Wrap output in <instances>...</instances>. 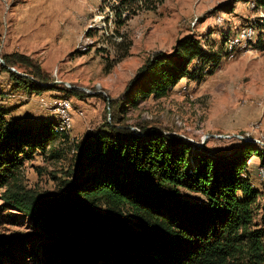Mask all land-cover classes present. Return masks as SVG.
I'll use <instances>...</instances> for the list:
<instances>
[{
	"label": "rangeland",
	"instance_id": "rangeland-1",
	"mask_svg": "<svg viewBox=\"0 0 264 264\" xmlns=\"http://www.w3.org/2000/svg\"><path fill=\"white\" fill-rule=\"evenodd\" d=\"M115 2L0 0V58L23 53L48 76L46 85H54L38 95L17 92L8 74L0 70L2 126L11 121L37 128L53 120L58 132L44 151L23 160L17 175L24 189L60 194L71 179L76 145L105 122L126 125L138 134L141 126L157 127L195 146L207 136L199 147L218 156L243 143L264 151V49L259 47L264 42V0H162L155 9H142L119 27L111 11ZM245 27L254 31L248 41L236 35ZM187 35L199 39L209 60L208 71L200 79L183 77L162 97L142 98V87L136 91L133 83L138 69L158 53H172L176 40ZM17 68L26 71L21 65ZM37 99L44 101L42 106ZM65 100L68 122L61 119ZM248 170L252 186L259 191L252 228L260 229L264 228V167L257 156L248 161ZM2 191L0 264H44L54 238L42 224L6 203ZM180 194L191 203L205 201L183 188ZM128 218L135 226L133 216ZM20 241L24 253L19 252Z\"/></svg>",
	"mask_w": 264,
	"mask_h": 264
},
{
	"label": "trees",
	"instance_id": "trees-1",
	"mask_svg": "<svg viewBox=\"0 0 264 264\" xmlns=\"http://www.w3.org/2000/svg\"><path fill=\"white\" fill-rule=\"evenodd\" d=\"M160 2L116 0L114 23L119 27ZM259 47L264 49V42ZM1 58L0 70L15 89L35 95L54 89L33 58L19 52ZM208 62L199 39L184 36L172 53H158L138 69L135 90L142 87V98L162 97L185 76L202 78ZM19 65L30 77L8 68L19 70ZM3 116L1 195L54 238L44 264H264V228H252L259 191L248 174L253 156L264 167V151L252 143L218 156L157 127L141 126L138 134L105 122L76 145L71 179L60 194L50 196L25 190L17 174L23 160L44 151L58 133L55 121L37 128L11 121L2 126ZM182 188L205 201L183 199ZM18 247L24 253L21 241Z\"/></svg>",
	"mask_w": 264,
	"mask_h": 264
},
{
	"label": "bare ground",
	"instance_id": "bare-ground-1",
	"mask_svg": "<svg viewBox=\"0 0 264 264\" xmlns=\"http://www.w3.org/2000/svg\"><path fill=\"white\" fill-rule=\"evenodd\" d=\"M249 27V26H248ZM253 34H254V31L251 29V28H246L245 27V29L243 28V29H241V31L239 32V34H238V36H239V40H243V41H248V40H250V38L253 36ZM232 42V41H231ZM230 47V46H229ZM230 49H231V47H230ZM90 92V91H89ZM61 106H62V108H61V110H63L62 111V117H61V119L62 120H67V122H68V117H67V114L65 113V111L69 108L68 106H69V104H68V102L65 100V101H63V103L61 104ZM68 111V110H67ZM262 173V175H263V171L261 172Z\"/></svg>",
	"mask_w": 264,
	"mask_h": 264
},
{
	"label": "water",
	"instance_id": "water-1",
	"mask_svg": "<svg viewBox=\"0 0 264 264\" xmlns=\"http://www.w3.org/2000/svg\"><path fill=\"white\" fill-rule=\"evenodd\" d=\"M0 63L4 64V62H3V60L1 58H0ZM8 68H9V70L13 71L14 73H16L19 76L29 77L27 74H24V73L16 70L14 67H8ZM89 93H91V92H89ZM206 138H207V136L203 137L202 143L201 144H197V146H201L202 144H204V141H205ZM240 138H242L243 140H246V141L247 140H249V141L252 140V139H244L243 137H240ZM184 140H186V139L184 138ZM186 141H188V140H186Z\"/></svg>",
	"mask_w": 264,
	"mask_h": 264
},
{
	"label": "built area",
	"instance_id": "built-area-1",
	"mask_svg": "<svg viewBox=\"0 0 264 264\" xmlns=\"http://www.w3.org/2000/svg\"><path fill=\"white\" fill-rule=\"evenodd\" d=\"M67 86H69L68 84H67ZM44 101H42V102H39L40 104H41V106H42V103H43ZM58 113H60L61 114V111H58ZM240 137H242V136H240ZM240 137H238V138H240ZM259 172H262V169H259Z\"/></svg>",
	"mask_w": 264,
	"mask_h": 264
},
{
	"label": "crops",
	"instance_id": "crops-1",
	"mask_svg": "<svg viewBox=\"0 0 264 264\" xmlns=\"http://www.w3.org/2000/svg\"><path fill=\"white\" fill-rule=\"evenodd\" d=\"M17 92H20L19 90H17ZM38 96H35V98H37ZM32 99V98H31ZM34 99V98H33ZM37 101H38V99H37ZM39 102V101H38ZM258 159V158H257ZM258 161H259V159H258ZM255 164V163H254Z\"/></svg>",
	"mask_w": 264,
	"mask_h": 264
}]
</instances>
